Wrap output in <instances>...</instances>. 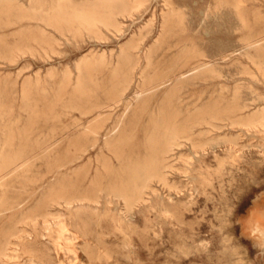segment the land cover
Here are the masks:
<instances>
[{
	"label": "rangeland",
	"instance_id": "obj_1",
	"mask_svg": "<svg viewBox=\"0 0 264 264\" xmlns=\"http://www.w3.org/2000/svg\"><path fill=\"white\" fill-rule=\"evenodd\" d=\"M61 1L0 0V264H264L254 212L264 209V0H63L69 14L56 16ZM74 9L97 24L78 23ZM141 86L151 88L125 107ZM165 153L159 180L151 170ZM131 165L143 167L137 176Z\"/></svg>",
	"mask_w": 264,
	"mask_h": 264
},
{
	"label": "bare ground",
	"instance_id": "obj_2",
	"mask_svg": "<svg viewBox=\"0 0 264 264\" xmlns=\"http://www.w3.org/2000/svg\"><path fill=\"white\" fill-rule=\"evenodd\" d=\"M12 1H13V0H12ZM19 1H20V0H19ZM254 1H255V0H254ZM22 2H24V1H22ZM36 2H37V1H36ZM48 2H49V1H48ZM78 2H79V1H78ZM80 2H81V1H80ZM84 2H85V1H84ZM97 2H98V1H97ZM222 2H223V1H222ZM219 3H221V2H219ZM223 3H224V2H223ZM229 3H230V2H229ZM251 3H252V2H251ZM103 4H105V2H104ZM183 4H184V3H183ZM236 4H237V3H236ZM3 5H4V4H3ZM56 5H57V4H56ZM72 5H73V4H72ZM185 5H186V4H185ZM189 5H190V4H189ZM210 5H212V4H210ZM210 5H209V6H210ZM222 5H223V4H222ZM224 5H225V3H224ZM255 5H256V4H255ZM18 6H19V5H18ZM180 6H181V5H180ZM180 6H179V7H180ZM182 6H183V5H182ZM207 6H208V5H207ZM212 6H213V5H212ZM214 6H215V5H214ZM220 6H221V5H220ZM231 6H232V5H231ZM234 6H235V5H234ZM234 6L232 7V9H233V8H236V7H234ZM238 6H239V4H238ZM19 7H20V6H19ZM165 7H166V6H165ZM185 7H186V6H185ZM223 7H225V6H223ZM36 8H37V7H36ZM40 8H41V7H40ZM71 8H72V7H71ZM190 8H192V7H190ZM210 8H211V7H210ZM254 8H255V7H254ZM258 8H259V6H258ZM221 9H222V8H221ZM221 9H218V10L221 11ZM229 9H230V8H229ZM31 10H32V9H31ZM51 10H52V9H51ZM70 10H71V9H70ZM174 10H175V8H174ZM202 10H203V9H202ZM179 11H180V10H179ZM187 11H188V10H187ZM220 11H219V12H220ZM225 11H226V10H225ZM236 11H237V10H236ZM29 12H30V11H29ZM167 12H168V11H167ZM175 12H178V11H175ZM230 12H231V11H230ZM50 13H51V12H50ZM53 13H54L56 16H57V15H58V16H65V15L69 14V12L67 11L66 5L64 4V1H63V0L61 1V3H60V2L58 3V5H57V7H56L55 9H53ZM84 13H85L84 11H78L77 9H74L73 11L70 12V15H73L74 17H76V18H77V19H76L77 22L80 23V24H82L83 26H86V27H87L88 25H93V24L95 25V24H97V22H98V21H97V18H94V17H93V14H92L91 12H90L88 15H86V16L84 15ZM95 13H96V12H95ZM189 13H190V12H189ZM216 13H217V10H216ZM228 13H229V12H228ZM166 14H167V13H166ZM187 14H188V13H187ZM262 14H263V13H262ZM157 15H158V14H157ZM216 15H217V14H216ZM46 16H47V15H46ZM148 16H149V15H148ZM134 17H135V16H134ZM190 17H191V16H190ZM72 18H73V17H72ZM144 18H145V17H144ZM192 18H193V17H192ZM192 18H190V20H191ZM70 19H71V18H70ZM101 19H102V18H101ZM180 20H182V19H180ZM238 20H239V19H238ZM240 20H241V19H240ZM67 21H68V20H67ZM99 21H101V20H99ZM143 21H145V19H144ZM149 21H150V20H149ZM186 21H187V19H186ZM188 21H189V20H188ZM10 22H11V21H10ZM132 22H134V21H132ZM192 22H193V21H192ZM235 22H236V21H235ZM244 22H245V21H244ZM66 23H67V22H66ZM107 23H108V22H107ZM144 23H145V22H144ZM158 23H159V22H158ZM190 23H191V22H190ZM209 23H210V22H209ZM67 24H68V23H67ZM188 24H189V23H188ZM191 24H192V23H191ZM23 25H24V24H23ZM27 25H28V24H27ZM31 25H32V24H31ZM45 25H46V24H45ZM105 25H107V24H105ZM142 25H143V24H142ZM185 25H186V24H185ZM197 25H198V24H196V26H197ZM233 25H234V24H233ZM28 26H29V25H28ZM47 26H48V25H47ZM70 26H71V25H70ZM96 26H97V25H96ZM135 26H136V25H135ZM22 27H23V26H22ZM25 27H26V26H25ZM29 27H30V26H29ZM42 27H43V26H42ZM197 27H198V26H197ZM43 28H44V27H43ZM98 28H99V27H98ZM133 28H134V27H133ZM159 28H160V27H159ZM193 28H194V25H193ZM157 29H158V27H157ZM199 29H200V28H199ZM12 30H13V29H12ZM40 30H41V29H40ZM45 30H46V29H45ZM88 30H89V29H88ZM101 30H102V29H101ZM134 30H135V29H134ZM196 30H197V29H196ZM23 31H24V30H23ZM48 31H49V30H48ZM67 31H68V30H67ZM76 31L78 32L77 29H76ZM197 31H198V30H197ZM50 32H51V31H50ZM199 32H200V31H199ZM103 33H104V32H103ZM125 33H126V32H125ZM255 33H256V32H255ZM0 34H1V33H0ZM141 34H144V33H141ZM160 34H161V33H160ZM203 34H205V33H203ZM49 36H50V35H49ZM136 36H137V34H136ZM55 37H56V36H55ZM140 37H141V36H140ZM251 37H252V36H251ZM0 38H1V37H0ZM57 38H58V37H57ZM131 38H132V37H131ZM138 38H139V37H138ZM154 38H155V37H154ZM257 38H259V37H257ZM43 39H44V38H43ZM128 39H129V38H128ZM162 39H163V38H162ZM249 39H250V38H249ZM254 39H255V38H254ZM14 40H15V39H14ZM124 40H125V39H124ZM204 40H206V39H204ZM207 41H208V40H207ZM252 41H253V39H252ZM56 42H57V41H56ZM135 42H136V41H135ZM173 42H174V41H173ZM149 43H151V42H149ZM152 43H153V42H152ZM204 43H205V42H204ZM242 43H243V42H242ZM248 43L250 44L251 41L248 42ZM244 44H245V43H244ZM148 45H149V44H148ZM154 45H155V44H154ZM154 45H153V46H154ZM33 46L35 47V45H33ZM145 46H146V45H145ZM202 46H203V44H202ZM23 47H24V46H23ZM47 47H48V46H47ZM184 48H185V47H184ZM81 50H83V49H81ZM174 50H175V49H174ZM60 51H61V50H60ZM148 51H150V49H149ZM182 51H183V50H182ZM31 52H32V51H31ZM36 52H37V51H36ZM86 52H87V51H86ZM92 52H93V51H92ZM173 52H174V51H173ZM60 53H61V52H60ZM93 53H94V52H93ZM148 53H149V52H148ZM188 53H190V52H188ZM83 54H84V53H83ZM94 54H96V53H94ZM101 54H102V53H101ZM250 54H253V53H250ZM80 55H81V54H80ZM124 55H125V54H124ZM149 55H150V54H149ZM75 56H76V55H75ZM78 56H79V55H78ZM92 56H93V55H92ZM96 56H97V55H96ZM96 56H95V58H96ZM102 56H103V55H102ZM110 56H111V55H110ZM144 56H145V55H144ZM179 56H180V54H179ZM243 56H244V55H243ZM254 56H255V55H254ZM263 56H264V55H263ZM111 57H112V56H111ZM126 57H127V56H125V58H126ZM203 57H204V56H203ZM76 58H77V57H76ZM119 58H120V57H119ZM180 58H181V57H180ZM254 58H255V57H254ZM42 59H43V58H42ZM82 59H84V58H82ZM85 59H86V58H85ZM92 59H93V58H92ZM147 59H148V58H147ZM73 60H74V59H73ZM95 60H96V59H95ZM126 60H127V59H126ZM133 60H134V59H133ZM81 61H82V60H81ZM84 61H85V60H84ZM178 61H179V60H178ZM200 61H201V60H200ZM261 61H262V60H261ZM75 62H76V59H75ZM94 62H95V61H94ZM99 62L101 63L102 60H100ZM251 62H252V61H251ZM253 62H254V61H253ZM24 63H25V62H24ZM76 63H78V62H76ZM81 63H83V62H81ZM175 63H176V61H175ZM256 63H257V62H256ZM79 64H80V63H78V64H76V65H79ZM86 64H87V63H86ZM108 64H109V63H108ZM117 64L119 65L118 67H120V64H119V63H117ZM141 64H142V63H141ZM24 65H25V64H24ZM24 65H23V67H24ZM121 65H122V64H121ZM176 65H177V64H176ZM206 65H207V64H206L205 62H201L200 64L196 65L195 67L206 66ZM213 65H214V64H212V66H213ZM216 65H217V64H216ZM216 65H215V66H216ZM45 66H46V65H45ZM129 66L131 67V65H129ZM140 66H141V65H140ZM207 66H208V65H207ZM245 66H246V65H245ZM18 67H19V66H18ZM18 67H17V68H18ZM51 67H52V66H51ZM87 67H89V66H87ZM87 67H86V68H87ZM192 67H193V66H192ZM221 67H222V66H221ZM241 67H242V66H241ZM19 68H20V67H19ZM38 68H40V67L38 66ZM45 68H46V67H45ZM77 68H78V67H77ZM121 68H122V67H121ZM146 68H147V67H146ZM200 68H201V67H200ZM247 68H248V67H247ZM26 69H28V68H26ZM41 69H42V68H41ZM88 69H90V68H88ZM118 69H120V68H118ZM138 69H139V68H138ZM171 69H172V68H171ZM171 69H170V70H171ZM215 69H216V68H215ZM34 70H36V69H34ZM34 70H33L32 72H34ZM85 70H86V69H85ZM95 70H96V69H95ZM170 70H169V71H170ZM195 70H197V69H195ZM208 70H210V69L208 68ZM249 70H250V69H249ZM263 70H264V68H263ZM10 71H11V69H10ZM36 71H37V70H36ZM53 71H55V70H53ZM60 71L62 72V70H60ZM76 71H77V70H76ZM87 71H89V70H87ZM92 71H93V70H92ZM142 71H145L144 68H143ZM192 71H193V70H192ZM213 71H214V70H213ZM246 71H247V70H246ZM32 72H31V73H32ZM114 72H115V71H114ZM140 72H141V71H140ZM164 72H165V71H164ZM206 72H207V71H206ZM240 72H241V71H240ZM242 72H244V71H242ZM14 73H15V72H14ZM29 73H30V72H29ZM42 73H44V72H42ZM66 73H67V72H66ZM71 73H72V72H71ZM80 73H81V71H80ZM80 73H79V74H80ZM86 73H87V72H86ZM91 73H92V72H91ZM111 73H112V72H111ZM118 73H120V72H118ZM207 73H208V72H207ZM210 73L212 74L213 72H211V70H210ZM215 73H216V72H215ZM252 73H253V72H252ZM9 74H10V73H9ZM49 74H50V73H49ZM54 74H55V73H54ZM56 74H57V73H56ZM82 74H83V72H82ZM138 74H139V73H138ZM148 74H149V73H148ZM151 74H152V73H151ZM173 74H174V73H173ZM185 74H188V73H185ZM196 74H198V73H196ZM200 74H201V73H200ZM205 74H206V73H205ZM217 74H218V72H217ZM24 75H25V74H24ZM39 75H40V74H39ZM51 75H52V74H51ZM60 75H61V74H60ZM67 75H68V73H67ZM74 75H75V74H74ZM114 75L116 76V74H114ZM132 75H133V74H132ZM140 75H141V74H140ZM163 75H165V74H163ZM178 75H179V74H178ZM183 75H184V74H183ZM193 75H194V74H193ZM22 76H23V75H22ZM65 76H66V74H65ZM71 76H72V75H71ZM76 76H77V75H76ZM79 76H80V75H79ZM89 76H90V75H89ZM121 76H122V75H121ZM135 76H136V75H135ZM29 77H30V76H29ZM29 77H27V78L29 79ZM31 77H32V76H31ZM50 77H51V76H50ZM55 77H56V76H55ZM55 77H54V78H55ZM69 77H70V76H69ZM85 77H86V76H85ZM90 77H91V76H90ZM94 77H95V76H94ZM123 77H124V75H123ZM194 77H195V75H194ZM206 77H207V76H206ZM209 77H211V75H210ZM209 77H207V78L209 79ZM213 77H214V76H213ZM21 78H22V77H21ZM37 78H39V76H37ZM52 78H53V77H52ZM78 78H79V77H78ZM186 78H187V77H186ZM200 78H202V77H200ZM68 79H69V78H68ZM85 79H86V78H85ZM138 79H139V78H138ZM144 79H145V78H144ZM147 79H149V78H147ZM159 79H160V78H159ZM165 79H166V77H165ZM211 79H212V77H211ZM215 79H216V78H215ZM15 80H17V78H16ZM35 80H36V79H35ZM40 80H42V79H40ZM46 80H47V79H46ZM59 80H60V79H59ZM66 80H67V79H66ZM87 80H88V79H87ZM120 80H121V79H120ZM135 80H136V79H135ZM196 80H197V79H196ZM25 81H26V78H25L24 82H25ZM47 81H48V80H47ZM60 81H61V80H60ZM60 81H59V83H60ZM88 81H89V80H88ZM92 81H93V80H92ZM139 81H140V80H139ZM155 81H156V79H155ZM155 81H154V82H155ZM169 81H170V80H169ZM169 81H168V82H169ZM21 82H23V81H21ZM37 82H38V81H37ZM85 82H86V81H85ZM140 82H141V81H140ZM194 82H195V80H194ZM208 82H209V81H208ZM213 82H214V81H213ZM33 83H34V82H33ZM46 83H49V82H46ZM80 83H81V82H80ZM93 83H94V81H93ZM119 83H120V82H119ZM130 83H131V82H130ZM134 83H135V82H134ZM201 83H202V82H201ZM204 83H205V82H204ZM211 83H212V82H211ZM221 83H223V82H221ZM221 83H220V84H221ZM41 84H42V83H41ZM41 84H40V85H41ZM64 84H66V83H64ZM77 84H78V83H77ZM83 84H84V83H83ZM85 84H86V83H85ZM112 84H113V83H112ZM127 84H128V83H127ZM152 84H153V83H152ZM154 84H155V83H154ZM165 84H166V83H165ZM194 84H196V83H194ZM197 84H198V83H197ZM197 84H196V85H197ZM209 84H210V83H209ZM19 85H20V84H19ZM48 85H49V84H48ZM56 85H57V84H56ZM71 85H72V84H71ZM89 85H90V84H89ZM97 85H98V83H97ZM163 85H164V84H163ZM225 85L227 86L226 83H224L223 86H225ZM22 86H24V85H22ZM22 86H21V88H22ZM34 86H35V85H34ZM62 86H64V85H62ZM67 86H68V85H67ZM69 86H70V84H69ZM74 86H76V85H74ZM77 86H78V85H77ZM77 86H76V87H77ZM117 86H118V85H117ZM149 86H151V85L149 84ZM149 86H148V87L141 86V87H137L136 89H134V93H133V95H132V98H130V99H128V100L126 99V101H125V102H126L125 107H127V106L130 104L131 99L140 97L141 93H142L145 89L151 88V87H149ZM185 86H186V85H185ZM208 86H209V85H208ZM45 87H46V86H45ZM49 87H51V85H50ZM89 87H90V86H89ZM89 87H88V88H89ZM125 87H126V85H125ZM129 87H130V86H129ZM218 87H219V85H218ZM16 88H17V87H16ZM16 88H15V89H16ZM19 88H20V87H19ZM19 88H18V89H19ZM23 88H25V87H23ZM23 88H22V89H23ZM26 88H27V87H26ZM36 88H37V87H36ZM38 88H39V87H38ZM64 88H65V87H64ZM68 88H69V87H68ZM85 88H86V87H85ZM85 88H84V89H85ZM88 88H87V89H88ZM108 88H109V87H108ZM118 88H119V87H118ZM178 88H179V87H178ZM222 88H223V87H221V89H222ZM225 88H227V87H225ZM235 88H236V87H235ZM15 89H14V90H15ZM28 89H29V88H28ZM54 89H55V88H54ZM76 89H77V88H76ZM76 89H75V90H76ZM89 89H90V88H89ZM221 89H220V90H221ZM223 89H224V88H223ZM223 89H222L221 91H223V93H224L225 90H223ZM232 89H233V88H232ZM20 90H21V89H20ZM23 90H24V89H23ZM43 90H44V89H43ZM49 90H50V89H49ZM52 90H53V89H52ZM63 90H65V89H63ZM107 90H108V89H107ZM110 90H111V89H110ZM126 90H127V89H126ZM183 90H184V89H183ZM210 90H211V89H209V91H210ZM29 91H30V90H29ZM68 91H69V90H68ZM78 91H80V90H78ZM116 91H118V90H116ZM124 91H125V90H124ZM173 91H174V90H173ZM192 91H193V90H192ZM228 91H229V90H228ZM228 91H227V93H228ZM12 92H13V91H12ZM27 92H28V91H27ZM53 92H54V91H53ZM84 92H85V90H84ZM103 92H104V91H103ZM113 92H114V91H113ZM167 92H168V91H166V93H167ZM182 92H183V91H182ZM201 92H202V91H201ZM210 92H212V91H210ZM235 92H236V91H235ZM15 93H16V92H15ZM29 93H30V92H29ZM39 93H40V92H39ZM71 93H72V92H71ZM81 93H82V92H81ZM101 93H102V92H101ZM101 93H100V94H101ZM106 93H108V92H106ZM110 93H111V92H110ZM121 93H122V92H121ZM124 93H125V92H124ZM173 93H174V92H173ZM175 93H176V92H175ZM178 93H179V91H178ZM184 93H185V92H184ZM198 93H199V92H198ZM203 93H204V91L202 92V94H203ZM214 93H215V92H214ZM216 93H217V91H216ZM219 93H220V92H219ZM219 93H218V95H219ZM221 93H222V92H221ZM18 94H19V93H18ZM24 94H25V93H24ZM87 94H88V93H87ZM154 94H155V93H154ZM164 94H165V93H164ZM212 94H213V93H212ZM83 95H84V94H83ZM88 95H89V94H88ZM157 95H158V94H157ZM161 95H162V94H161ZM166 95L168 96V94H166ZM174 95H175V94H174ZM222 95H223V94H222ZM224 95H225V94H224ZM232 95H233V94H232ZM232 95H231V97H233ZM16 96H17V95H16ZM26 96H27V95H26ZM31 96H33L32 93H31ZM57 96H58V95H57ZM107 96H108V95H107ZM107 96H106V97H107ZM119 96H120V95H119ZM191 96H192V95H191ZM219 96H220V95H219ZM234 96H235V94H234ZM237 96H238V95H237ZM19 97H20V96H19ZM91 97H92V96H91ZM116 97H117V96H116ZM116 97H115V98H116ZM149 97H150V96H149ZM170 97H171V96H170ZM172 97H173V96H172ZM199 97H200V96H199ZM216 97L218 98V96H216ZM259 97H260V96H259ZM45 98H46V97H45ZM77 98H78V97H77ZM81 98L83 99V97H81ZM119 98H120V97H119ZM119 98H118V99H119ZM123 98H124V97H123ZM127 98H128V97H127ZM180 98H181V97H180ZM195 98H197V96H196ZM200 98H201V97H200ZM213 98H214V97H213ZM217 98H216V99H217ZM221 98H222V97H221ZM224 98H225V97H224ZM229 98H230V97H229ZM235 98H236V97H235ZM257 98H258V97H257ZM261 98H262V97H260V99H261ZM0 99H1V98H0ZM4 99H5V98H4ZM18 99H19V98H18ZM18 99H17V100H18ZM32 99H33V98H32ZM43 99H44V98H43ZM84 99H85V98H84ZM118 99H117V100H118ZM164 99H165V98H164ZM166 99H168V98H166ZM166 99H165V100H166ZM171 99H172V98H171ZM181 99H182V98H181ZM183 99H184V100H187V99H189V98L187 97V99H185V98H183ZM233 99H234V97H233L231 100H233ZM37 100H38V99H37ZM100 100H101V99H100ZM114 100H115V99H114ZM196 100H197V99H196ZM214 100H215V99H214ZM218 100H219V99H218ZM231 100H230V101H231ZM42 101H44V100H42ZM63 101H64V99H63ZM155 101H156V100H155ZM161 101H162V100H161ZM161 101H160V102H161ZM168 101H170V100H168ZM206 101H207V100H206ZM215 101H216V100H215ZM235 101H237V100H235ZM235 101H234V103H235ZM10 102H11V101H10ZM36 102H37V101H36ZM47 102H49V101H47ZM52 102H53V101H52ZM92 102H93V101H92ZM123 102H124V101H123ZM148 102H149V101H148ZM171 102H172V100H171ZM189 102H190V101H189ZM195 102H196V101H195ZM195 102H194V103H195ZM201 102H203V101H201ZM208 102H209V101H208ZM208 102H207V103H208ZM220 102H221V101H220ZM225 102H227V101H225ZM237 102H238V101H237ZM18 103H19V101H18ZM40 103H42V102H40ZM50 103H51V102H50ZM98 103H99V102H98ZM98 103H97V104H98ZM162 103H163V102H162ZM180 103H181V101H180ZM192 103H193V102H192ZM192 103H191V104H192ZM207 103H206V104H207ZM212 103H213V99H212ZM5 104H6V102H5ZM89 104H92V103H89ZM99 104H101V103H99ZM154 104H155V102H154ZM157 104H158V103H157ZM191 104H189V105H191ZM200 104H201V103H200ZM200 104L197 105L198 108L201 106ZM235 104H236V103H235ZM237 104H238V103H237ZM237 104H236V105H237ZM33 105H34V104H33ZM63 105H64V104H63ZM186 105H188V104H186ZM199 105H200V106H199ZM208 105H210V103H209ZM238 105H239V104H238ZM238 105H237V106H238ZM16 106H17V104H16ZM38 106H39V105H38ZM58 106H59V105H58ZM66 106H67V105H66ZM92 106H93V105H92ZM106 106H107V105H106ZM108 106H109V104H108ZM114 106H115V105H114ZM130 106H131V105H130ZM141 106H142V105H141ZM157 106H158V105H157ZM157 106H156V107H157ZM160 106H161V105H160ZM232 106H233V103H232ZM232 106H231V107H232ZM262 106H263V105H261V107H262ZM33 107H34V106H33ZM63 107H64V106H63ZM73 107H74V106H73ZM122 107H123V106H122ZM143 107H144V106H143ZM164 107H165V106H164ZM180 107H181V106H180ZM206 107H207V105H206ZM233 107H234V106H233ZM47 108H48V105H47ZM80 108H81V107H80ZM84 108H85V107H84ZM90 108H91V107H90ZM162 108H163V107L161 106L159 109H162ZM165 108H166V107H165ZM183 108H187V107H186V106H185V107L183 106ZM194 108H195V107H194ZM211 108H212V107H211ZM219 108H221V107H219ZM219 108H218V109H219ZM234 108H235V107H234ZM11 109H12V108H11ZM15 109H16V108H15ZM15 109H14V111H15ZM19 109H20V108H19ZM43 109H44V107H43ZM68 109H69V108H68ZM88 109H89V108H88ZM114 109H115V108H114ZM140 109H141V108H140ZM151 109H152V108H151ZM157 109H158V107H157ZM195 109H196V108H195ZM201 109H202V107H201ZM221 109L223 110V108H221ZM238 109H239V108H238ZM238 109H237V110H238ZM240 109L242 110V108H240ZM243 109H244V107H243ZM45 110H46V109H45ZM76 110H77V109H76ZM170 110H171V109H169V111H170ZM182 110H183V109H182ZM196 110H197V109H196ZM202 110H203V109H202ZM204 110H206V109L204 108ZM204 110H203V111H204ZM231 110H232V108L230 109V111H231ZM54 111H55V110H54ZM59 111H60V110H59ZM120 111H121V110H120ZM123 111H124V110H123ZM149 111H150V110H149ZM158 111H159V110H158ZM162 111H163V110H162ZM176 111H177V110H176ZM197 111H198V110H197ZM197 111H196V112H197ZM203 111H202V112H203ZM217 111H218V110H217ZM227 111H229V110H226V112H227ZM4 112H5V111H4ZM35 112H36V111H35ZM67 112H68V111H67ZM76 112H77V111H76ZM112 112H114V111H112ZM144 112H145V111H144ZM151 112H152V111H151ZM171 112H172V111H171ZM171 112H170V113H171ZM189 112H190V111H189ZM189 112H188V113H189ZM202 112H200V114H201ZM236 112H237V111H236ZM32 113H33V112H32ZM149 113H150V112H149ZM149 113H148V114H149ZM167 113L170 114L169 112H167ZM174 113H175V112H174ZM177 113H178V112H177ZM180 113H182V112H180ZM190 113H191V112H190ZM209 113H210V112H209ZM221 113H222V112H221ZM228 113H229V112H227V114H228ZM232 113H233V112H232ZM19 114H20V112H19ZM33 114H34V113H33ZM79 114H80V113H79ZM81 114H82V113H81ZM96 114H97V113H96ZM151 114H152V113H151ZM155 114H156V113H155ZM160 114H163V113H160ZM194 114H195V111H194ZM203 114H204V113H203ZM207 114H208V113H207ZM229 114H230V113H229ZM262 114H263V113H262ZM20 115H21V114H20ZM114 115H115V114H114ZM116 115H117V113H116ZM197 115H198V114H197ZM230 115H231V114H230ZM252 115H254V114H252ZM36 116H37V115H36ZM43 116H44V115H43ZM61 116H62V115H61ZM64 116H65V115H64ZM132 116H133V115H132ZM156 116H157V114H156ZM158 116H159V114H158ZM169 116H170V115H169ZM169 116H168V118H169L170 120H171V117H174V116H170V117H169ZM210 116H211V115H210ZM226 116H228V115H226ZM257 116H258V115H257ZM39 117H40V116H39ZM77 117H78V115H77ZM93 117H95V116H93ZM96 117H97V115H96ZM135 117H136V116H135ZM147 117H148V116H147ZM161 117H162V116H161ZM166 117H167V116H166ZM192 117H193V115H192ZM215 117H216V116H215ZM219 117H221V116H219ZM36 118H37V117H36ZM43 118H44V117H43ZM130 118H131V117H130ZM150 118H151V117H150ZM156 118H157V117H156ZM162 118H164V117H162ZM168 118H166V122H165V123L170 124V123L167 122V119H168ZM175 118H176V117H175ZM188 118H189V117H188ZM195 118H196V117H195ZM195 118H194V119H195ZM213 118H214V117H213ZM232 118H233V117H232ZM246 118H247V117H246ZM53 119H54V118H53ZM87 119H88V118H87ZM115 119H116V118H115ZM138 119H140V118H138ZM151 119H152V118H151ZM176 119H177V118H176ZM179 119H180V118H179ZM200 119H201V118H200ZM71 120H72V119H71ZM82 120H84V119H82ZM94 120H95V119H94ZM170 120H169V121H170ZM172 120H173V119H172ZM241 120H242V118H241ZM245 120H246V119H245ZM248 120H249V119H248ZM68 121H69V120H68ZM73 121H74V120H73ZM92 121H93V120H92ZM120 121H121V120H119V122H120ZM139 121H140V120H139ZM157 121H158V119H157ZM159 121H162V119L160 118ZM159 121H158V122H159ZM177 121H179V120H177ZM177 121H175V119H174V122H173V123H175V122H177ZM15 122H16V121H15ZM90 122H91V121H90ZM123 122H124V121H123ZM128 122H129V121H128ZM183 122H184V121H183ZM187 122H188V121H187ZM37 123H38V122H37ZM61 123H62V121H61ZM120 123H121V122H120ZM137 123H138V121H137ZM150 123H151V122H150ZM154 123H155V121H154ZM154 123H153V124H154ZM162 123H163V124H162ZM162 123H161V124H162V126H163V125H164V121H162ZM180 123H181V121H180ZM55 124H56V123H55ZM91 124H92V123H91ZM91 124H90V125H91ZM144 124H145V123H144ZM155 124L157 125V123H155ZM167 124H166V125H167ZM178 124H179V122H178ZM208 124H209V123H208ZM210 124H211V123H210ZM250 124H252V123H250ZM258 124H259V122H258ZM69 125H70V124H69ZM69 125H68V126H69ZM71 125H72V123H71ZM99 125H100V123H99ZM117 125H118V123H117ZM137 125H138V124H137ZM166 125H165V129H166ZM173 125H174V124H173ZM194 125H195V124H194ZM218 125H219V124H218ZM4 126H5V125H4ZM53 126H54V125H53ZM91 126H92V125H91ZM101 126H102V125H101ZM151 126H152V124H151ZM168 126H169V125H167V127H168ZM171 126H172V125H171ZM176 126H177V125H176ZM186 126H187V125H186ZM197 126H198V125H197ZM220 126H221V125H220ZM8 127H9V126H8ZM76 127H77V125H76ZM117 127H118V126H117ZM177 127H179V126H177ZM181 127H182V126H181ZM211 127H212V126H211ZM6 128H7V127H6ZM27 128H28V127H27ZM72 128H74V127H72ZM90 128H91V127H90ZM93 128H94V127H93ZM97 128H98V127H97ZM146 128H147V127H146ZM161 128H162V127H161ZM170 128H172V127H170ZM174 128H175V127H174ZM174 128H172V129H174ZM182 128H184V127H182ZM185 128H186V127H185ZM191 128H192V127H190V129H191ZM85 129H87V127H86ZM120 129H121V127H120ZM151 129H153V127H151ZM172 129H171V130H172ZM175 129H176V128H175ZM187 129H188V128H187ZM215 129H216V128H215ZM38 130H39V128H38ZM50 130H51V129H50ZM56 130H57V129H56ZM80 130H81V129H80ZM87 130H89V127H88ZM91 130H92V129H91ZM97 130H98V129H97ZM106 130H109V129L106 128ZM134 130H135V129H134ZM155 130H157V129H155ZM182 130L184 131V129H182ZM182 130H181V132H182ZM194 130H195V128H194ZM204 130H205V129H204ZM207 130H208V129H207ZM29 131H30V130H29ZM33 131H34V130H33ZM78 131H79V130H78ZM82 131H83V130H82ZM144 131H145V130H144ZM153 131H154V130H152V132H153ZM159 131H160V130H159ZM162 131H163V130H162ZM168 131H170V130H168ZM172 131H173V130H172ZM187 131H188V130H187ZM200 131H201V130H200ZM202 131H203V130H202ZM53 132H55V130H54ZM85 132H86V131H85ZM111 132H112V131H111ZM117 132H118V130H117ZM121 132H122V131H121ZM154 132H156V131H154ZM174 132H175V131H174ZM177 132H179V133H176V136H178V134H180V130H178ZM191 132H192V130H191ZM191 132H189V133H191ZM203 132H204V131H203ZM203 132H202V133H203ZM206 132H208V131H206ZM30 133H31V132H30ZM48 133H49V132H48ZM50 133H51V132H50ZM87 133H88V132H87ZM93 133H94V132H93ZM102 133H103V132H102ZM102 133H101V134H102ZM149 133H150V132H148V134H149ZM157 133H158V131H157L155 134H157ZM160 133H162V132H160ZM184 133H185V131H184ZM224 133H225V132H224ZM230 133H231V132H230ZM56 134H57V133H56ZM61 134H62V133H61ZM115 134H116V132H115ZM171 134H172V133H171ZM182 134H183V133H182ZM182 134H181V135H182ZM234 134H236V133H234ZM30 135H31V134H29V136H30ZM92 135H93V134H92ZM98 135H99V134H98ZM98 135H97V136H98ZM150 135H151V134H150ZM153 135H154V134H153ZM196 135H198V134H196ZM54 136H55V135H54ZM78 136H79V135H78ZM104 136H105V135H104ZM132 136H133V135H132ZM157 136H158V135H157ZM168 136H169V135H168ZM173 136H174V135L172 134V137H173ZM186 136H187V135H186ZM194 136H195V135H194ZM221 136H222V135H220V137H221ZM226 136H227V135H226ZM12 137H13V136H12ZM108 137H109V136H108ZM115 137H116V136H115ZM181 137H182V136H181ZM190 137H191V134H190ZM190 137H189V138H190ZM212 137H213V136H212ZM232 137H233V136H232ZM6 138H7V136H6ZM87 138H88V137H87ZM106 138H107V137H106ZM111 138H112V135H111ZM117 138H118V136H117ZM147 138H148V135H147ZM147 138H146V139H147ZM151 138H152V137H151ZM170 138H171V137H170ZM173 138H174V137H173ZM177 138H178V137H177ZM184 138H185V137H184ZM184 138H183V139H184ZM189 138H187V139H189ZM210 138H211V137H210ZM2 139H3V138H2ZM12 139H13V138H12ZM21 139H22V138H21ZM36 139H37V137H36ZM36 139H35V140H36ZM50 139H51V137H50ZM56 139H57V138H56ZM68 139H69V138H68ZM107 139H108V138H107ZM122 139H123V137H122ZM153 139H154V137H153ZM155 139H156V138H155ZM155 139H154V140H155ZM166 139H167V138H166ZM175 139H176V138H174V140H175ZM190 139H191V138H190ZM216 139H217V138H216ZM216 139H215V140H216ZM221 139H222V138H221ZM223 139H225V138H223ZM95 140H96V138H95ZM100 140H102V139H100ZM108 140H109V139H108ZM113 140H114V138H113ZM113 140H112V142H113ZM149 140L151 141V139H149ZM154 140H152V141H154ZM207 140H208V139H206V141H207ZM219 140H220V139H219ZM0 141H1V140H0ZM6 141H7V140H6ZM24 141H25V140H24ZM93 141H94V140H93ZM96 141H97V140H96ZM116 141H117V140H116ZM129 141H130V140H129ZM147 141H148V140H147ZM147 141H146V142H147ZM152 141H151V142L148 141L149 144H150V143L152 144V143H153ZM196 141H197V140H196ZM228 141H229V140H228ZM100 142H101V141H100ZM104 142H105V141H104ZM110 142H111V141H110ZM118 142H120V141L118 140ZM125 142H126V141H125ZM158 142H160V141H158ZM158 142L156 141L155 143L158 144ZM171 142H173L174 144H177V145H181V144H179V141H175V142H174V141H171ZM171 142L169 143L170 145H171ZM199 142H200V141H199ZM204 142H205V141H204ZM204 142H203V143H204ZM212 142H213V141H212ZM212 142H211V143H212ZM35 143H36V142H35ZM45 143H46V142H45ZM49 143H51V142H49ZM66 143H67V142H66ZM96 143H98V142H95V144H96ZM161 143H162V142H161ZM173 143H172V144H173ZM181 143H182V142H181ZM183 143H184V142H183ZM190 143H191V144H194L191 140H190ZM195 143H196V142H195ZM205 143H206V142H205ZM211 143H209V144H211ZM262 143H263V142H262ZM25 144H26V143H25ZM93 144H94V143H93ZM115 144H116V143H115ZM147 144H148V143H147ZM164 144H165V143H164ZM209 144H208V145H209ZM2 145H4V144L2 143ZM27 145H28V144H27ZM103 145H104V143H103ZM106 145H107V144H106ZM106 145H105V146H106ZM153 145H154V143H153ZM153 145H152V147H153ZM155 145H156V144H155ZM205 145H207V144H205ZM208 145H207V146H208ZM235 145H236V144H235ZM0 146H1V145H0ZM7 146H8V145H7ZM12 146H13V145H12ZM16 146H17V145H16ZM20 146H21V145H20ZM23 146H24V145H23ZM43 146H44V145H43ZM52 146H53V145H52ZM115 146H116V145H115ZM144 146H145V144H144ZM148 146H149V145H148ZM148 146H146V148H147ZM166 146H167V145H166ZM191 146H192V145H191ZM210 146H211V145H210ZM44 147H45V146H44ZM55 147H56V146H55ZM101 147H102V146H101ZM118 147H119V146H118ZM135 147H136V145H135ZM150 147H151V146H150ZM152 147H151V148H152ZM160 147H161V146H160ZM169 147H170V146H169ZM173 147H174V146H173ZM199 147H200V146H199ZM201 147H203V146H201ZM235 147H236V146H235ZM27 148H28V147H27ZM31 148H32V147H31ZM96 148H97V147H96ZM106 148H107V147H106ZM109 148H112V146L109 147ZM115 148H116V147H115ZM142 148H143V147H142ZM148 148H149V147H148ZM154 148H155V147H154ZM0 149H1V148H0ZM49 149H50V148H49ZM83 149H84V148H83ZM90 149H91V148H90ZM113 149H114V148H113ZM116 149H117V148H116ZM152 149H153V148H152ZM162 149H164V148L162 147ZM165 149H166V148H165ZM194 149H195V148H194ZM201 149H202V148H201ZM29 150H30V149H29ZM101 150H102V149H101ZM148 150H149V149H148ZM154 150H155V149H154ZM160 150H161V149H160ZM17 151H18V150H17ZM19 151H21V150H19ZM97 151H99V149H98ZM110 151H111V149H110ZM142 151H143V150H142ZM150 151H151V150H150ZM150 151L148 152V155L151 154ZM168 151H169V150H164V152H166V153H167ZM172 151H173V150H172ZM172 151H170V152H172ZM81 152H82V151H81ZM87 152H88V151H87ZM103 152H104V151H103ZM106 152H108V149H107ZM144 152H145V149H144ZM164 152H163V153H164ZM19 153H20V152H19ZM56 153H57V152H56ZM56 153H55V155H56ZM58 153H59V152H58ZM58 153H57V154H58ZM96 153H97V152H96ZM110 153H112V152H110ZM120 153H121V152H120ZM123 153L125 154V150H124ZM134 153H135V154H136V153L138 154L137 151L134 152ZM152 153H153V152H152ZM166 153H165L164 155L162 154V156L159 158V160L156 161V162H158V163H156V167H155V169H154V170H151V171H153V174H156V176L158 177L157 179H159V180H165V168L168 167L167 162L169 161V160H167L168 158H166ZM0 154H1V153H0ZM23 154H24V153H23ZM99 154H100V153H99ZM115 154H116V152H115ZM132 154H133V152H132ZM135 154H134V155H135ZM144 154H145V153H144ZM159 154H160V153H159ZM1 155H2V154H1ZM19 155H20V154H19ZM48 155H49V154H48ZM53 155H54V154H53ZM88 155H90V154H88ZM109 155H110V154H109ZM122 155H123V154H122ZM156 155H157V154H156ZM156 155H155V157H153V158H156ZM160 155H161V154H160ZM179 155H181V154H179ZM6 156H7V155H6ZM30 156H31V155H30ZM57 156H58V155H57ZM95 156L97 157L96 154H95ZM114 156H115V155H114ZM118 156L120 157L119 152H118ZM125 156H126V155H125ZM125 156H121V159H123V157H125ZM135 156H136V155H135ZM137 156H138V155H137ZM143 156H144V155H143ZM145 156H146V155H145ZM1 157H2V156H1ZM14 157H15V156H14ZM50 157H51V156H50ZM81 157H82V156H81ZM98 157H99V156H98ZM98 157H97V158H98ZM100 157H102V156H100ZM106 157H107V156H106ZM116 157H117V156H116ZM129 157H130V156H129ZM147 157H148V156H147ZM151 157H152V154H151ZM6 158H7V157H6ZM27 158H28V157H27ZM47 158H48V157H47ZM76 158H77V157H76ZM88 158H90V156H89ZM108 158H109V157H108ZM113 158L115 159V157H113ZM113 158H112V160H113ZM126 158H127V157H126ZM130 158H132V157H130ZM136 158H137V157H136ZM149 158H150V156H149ZM55 159H58V158L56 157ZM55 159H54V160H55ZM79 159H80V158H79ZM79 159H78V160H79ZM86 159H87V158H86ZM92 159H93V158H92ZM103 159H104V158H103ZM150 159H152V158H150ZM169 159H170V157H169ZM18 160H20V159H18ZM116 160H117V159H116ZM129 160H130V159H129ZM133 160H134V159H133ZM153 160H154V159H153ZM16 161H17V160H16ZM16 161H15V162H16ZM21 161H22V160H21ZM71 161H72V160H71ZM85 161H86V160H85ZM87 161H88V160H87ZM94 161H95V160H94ZM103 161H104V160H103ZM109 161H110V160H109ZM134 161H135V160H134ZM144 161H145V160H143V162H144ZM146 161H147V160H146ZM154 161H155V160H154ZM3 162H4V161H3ZM7 162H8V161H7ZM46 162H47V161H46ZM54 162L57 163V161H54ZM62 162H63V161H62ZM96 162H97V160H96ZM117 162H118V160H117ZM125 162H127V160H126ZM125 162H124V160H123L124 165H125ZM132 162H133V161H132ZM149 162H150V160H149ZM149 162H148V163H149ZM20 163H21V162H20ZM30 163H32V162H30ZM52 163H53V162H52ZM90 163H91V162H90ZM133 163H134V162H133ZM135 163L137 164V162H135ZM138 163H139V161H138ZM235 163H236V162H235ZM106 164H107V163H106ZM126 164H127V163H126ZM144 164H145V162H144ZM144 164H142V165L144 166ZM26 165H27V163H26ZM28 165H30V164L28 163ZM79 165H80V164H79ZM82 165H83V164H82ZM96 165H97V164H96ZM124 165H122V168L124 167ZM137 165H138V164H137ZM150 165H152V164L150 163ZM171 165H172V164H171ZM43 166H44V165H43ZM62 166H63V165H62ZM97 166H98V165H97ZM104 166H105V165H104ZM125 166H127V168H128V165H125ZM134 166H135V165H134ZM147 166H148V165H147ZM153 166H154V165H153ZM1 167H2V165H1ZM34 167H35V166H34ZM76 167H78V166H76ZM80 167H81V166H80ZM80 167H79L78 169L75 168V169H77L76 171H79V169H80V170L83 169L84 166H83L82 168H80ZM107 167H108V166H106V168H107ZM130 167L132 168V165H131ZM169 167H171V166H169ZM22 168H23V166H22ZM47 168H48V167H47ZM59 168H60V167H59ZM118 168H119V167H118ZM125 168H126V167H125ZM142 168H143L142 166H135V167H133V168H132V174H131V176H133L134 174L136 175L135 172L139 171V170L142 169ZM153 168H154V167H153ZM153 168H151V169H153ZM115 169H116V168H115ZM145 169H146V167H145ZM2 170H3V169H2ZM10 170H11V169H10ZM29 170H30V169H29ZM43 170H44V169H43ZM49 170H50V169H49ZM56 170H58V168H57ZM105 170H106V169H105ZM107 170H108V169H107ZM118 170H120V169H118ZM123 170H125V169H123ZM146 170L148 171V169H146ZM14 171H15V170H14ZM46 171H47V170H46ZM115 171H117V170H115ZM121 171H122V170H121ZM129 171H130V170L128 169V172H129ZM147 171H146V172H147ZM25 172H29V171H25ZM56 172H57V171H56ZM71 172H72V170H71ZM130 172H131V171H130ZM22 173H23V172H22ZM43 173H44V172H43ZM59 173H61V172H59ZM59 173H58V174H59ZM74 173H75V172H74ZM114 173H115V172H114ZM148 173H150V170L148 171ZM151 173H152V172H151ZM40 174H41V173H40ZM51 174H52V173H51ZM75 174H76V173H75ZM120 174H121V173H120ZM138 174H139V173H138ZM153 174H152V175H153ZM0 175H1V174H0ZM26 175H27V174H26ZM101 175H102V173H101ZM112 175H113V174H112ZM116 175H117V177H118V173H116ZM142 175H143V174H142ZM8 176H9V175H8ZM20 176H21V175H20ZM32 176H33V174H32ZM63 176H64V175H63ZM71 176H72V175H71ZM86 176H88L87 173H86ZM86 176H85V177H86ZM97 176H98V175H97ZM97 176H96V178H97ZM104 176H105V174H104ZM114 176H115V175H114ZM124 176H125V175H124ZM124 176H123V177H124ZM131 176H130V177H131ZM136 176H137V175H136ZM150 176H151V175H150ZM154 176H155V175H154ZM154 176H151V177H154ZM26 177H27V176H26ZM36 177H37V176H36ZM41 177H43V176H41ZM44 177H46V176L44 175ZM94 177H95V176H94ZM105 177H106V176H105ZM120 177H122V176L120 175ZM123 177H122V178H123ZM127 177H128V176H127ZM130 177L128 178V182H126V184H127V183H129V184L131 183V181H129ZM138 177H139V175H138ZM140 177H144V175H143V176H140ZM10 178H11V177H10ZM24 178H25V177H24ZM50 178H51V177H50ZM66 178H67V177H66ZM112 178H113V177H112ZM122 178H121V179H122ZM13 179H14V178H13ZM33 179H34V178H33ZM36 179H37V178H36ZM36 179H35V180H36ZM39 179H40V178H39ZM42 179H44V178H42ZM61 179L63 180V177H62ZM72 179H73V177H72ZM75 179H76V178H75ZM105 179H106V178H105ZM105 179H104V180H105ZM115 179H117V178H115ZM123 179H125V178H123ZM123 179H122V180H123ZM136 179H137V178H136ZM136 179H135V180H136ZM3 180H4V179H3ZM11 180H12V179H11ZM17 180H18V179H17ZM48 180H49V179H48ZM59 180H60V179H58V181H59ZM68 180H69V178H68ZM89 180H90V179H89ZM92 180H93V178H92ZM113 180H114V179H113ZM126 180H127V178H126ZM135 180H134V181H135ZM138 180H139V178H138ZM140 180H143V179L140 178ZM147 180H148V178H147ZM13 181H16V180L14 179ZM33 181H34V180H33ZM40 181H41V180H40ZM85 181H86V180H85ZM115 181L117 182V181H119V179H118V180H115ZM115 181H114V182H115ZM120 181H121V180H120ZM120 181H119V184H120ZM134 181L132 180L133 183H134ZM144 181H146V179H145ZM149 181H150V180H149ZM166 181H167V180H166ZM16 182H17V181H16ZM63 182H64V180H63ZM76 182H77V181H76ZM94 182H95V181H93V183H94ZM98 182H99V181H98ZM114 182H112V183L114 184ZM116 182H115V183H116ZM139 182H141V181H139ZM139 182H138V183H139ZM151 182H152V181H151ZM161 182H162V181H161ZM164 182H165V181H164ZM3 183H4V182H3ZM14 183H15V182H14ZM45 183H46V182H45ZM45 183H44V184H45ZM61 183H62V182H61ZM73 183H74V182H73ZM89 183H90V182H89ZM96 183H97V182H96ZM124 183H125V182H124ZM133 183L131 184V187H132ZM142 183H143V182H141V185H142ZM148 183H149V182H148ZM56 184H57V183H56ZM59 184H60V183H59ZM79 184H80V183H79ZM86 184H87V183H86ZM117 184H118V183H117ZM129 184H128V185H129ZM163 184H164V183H163ZM7 185H8V184H7ZM11 185H12V184H11ZM62 185H63V183H62ZM62 185L60 184V186H62ZM66 185H67V184H66ZM66 185H65V186H66ZM76 185H77V184H76ZM120 185H122V184H120ZM128 185H127V186H128ZM134 185H135V183H134ZM136 185H137V184H136ZM141 185H140V187H141ZM143 185H144V184H143ZM167 185H168V184H167ZM40 186H41V185H40ZM48 186H49V185H48ZM52 186H53V185H52ZM63 186H64V185H63ZM70 186H71V185H70ZM89 186H90V185H89ZM0 187H1V186H0ZM53 187H54V186H53ZM66 187H67V186H66ZM81 187H82V186H81ZM81 187H80V188H81ZM91 187H92V186H91ZM119 187H120V186H118V188H119ZM122 187H123V186H121V188H122ZM135 187H136V186H135ZM145 187H147V186L145 185ZM12 188H13V187H12ZM43 188H45V187H43ZM51 188H52V187H51ZM64 188H65V187H64ZM64 188L62 187V189H64ZM75 188H76V187H75ZM77 188H78V187H77ZM84 188H85V186L83 187V190L86 189V188H85V189H84ZM98 188H100V187H98ZM127 188H128V187H126V189H127ZM136 188H138V187H136ZM143 188H144V187H143ZM148 188H149V187H148ZM4 189H5V191H6V187H5ZM14 189H15V188H14ZM38 189H39V188H38ZM93 189H94V188H93ZM96 189H97V187L95 188V190H96ZM112 189H113V188H112ZM112 189H111V190H112ZM114 189H115V188H114ZM126 189H124V190H126ZM144 189H145V188H144ZM155 189H156V188H155ZM2 190H3V189H2ZM16 190H17V188H16ZM29 190H30V189H29ZM83 190H81L82 192L80 191V193H83ZM89 190H90V189H89ZM95 190H94V191H95ZM99 190H100V189H99ZM108 190H109V189H108ZM127 190H128V189H127ZM127 190H126V191H127ZM130 190H132V189H130ZM37 191H38V190H37ZM50 191H51V190H50ZM52 191H53V190H52ZM57 191H58V190H57ZM61 191H62V190H61ZM70 191H71V190H70ZM77 191H78V190H77ZM85 191H86V190H85ZM96 191H98V189H97ZM96 191H95V192H96ZM102 191H103V190H102V188H101V192H102ZM116 191L118 192V189H117ZM119 191H120V189H119ZM128 191H129V190H128ZM133 191H134V190H133ZM137 191L139 192V190H137ZM14 192H15V191H14ZM35 192H36V191H35ZM99 192H100V191H99ZM101 192H100V193H101ZM109 192H110V191H109ZM122 192H123V191H122ZM131 192H132V191H131ZM141 192H142V191H141ZM154 192H155V191H154ZM0 193H2V192H0ZM48 193H49V192H48ZM62 193H63V192H62ZM72 193H73V192H72ZM78 193H79V192H78ZM90 193H91V192H90ZM113 193L115 194L116 192H114V190H113ZM126 193H127V192H125V195H124L125 197H126ZM132 193H133V192H132ZM132 193H129V194L132 195ZM134 193H135V192H134ZM3 194H4V193H3ZM34 194H35V193H34ZM52 194H53V193H52ZM59 194H60V193H59ZM83 194H84V193H83ZM85 194H88V193H85ZM123 194H124V193H123ZM39 195H40V193H39ZM56 195H57V194H56ZM98 195H99V194H98ZM98 195H97V196H98ZM117 195H118V194H117ZM130 195H128V196H130ZM2 196H3V195H2ZM76 196H77V195H76ZM80 196L82 197V195H80ZM80 196H79V197H80ZM83 196H84V195H83ZM85 196H86V195H85ZM88 196H89V195H88ZM94 196L96 197V195H94ZM115 196H116V195H115ZM120 196H121V195H120ZM124 196H123V197H124ZM132 196H133V195H132ZM50 197H51V196H50ZM55 197H56V196H55ZM60 197H61V196H60ZM62 197H65V196H62ZM62 197H61V198H62ZM86 197H87V196H86ZM130 197H131V196H130ZM3 198H5V197H3ZM29 198H31V197L29 196ZM38 198H39V196H38ZM46 198H48V197H46ZM68 198H69V197H68ZM84 198H85V197H84ZM89 198H90V196H89ZM119 198H120V197H119ZM119 198H118V199H119ZM131 198H132V197H131ZM8 199H9V198H8ZM14 199H15V198H14ZM17 199H18V198H17ZM64 199H65V198H64ZM80 199H81V198H80ZM91 199H92V198H91ZM121 199H122V197H121ZM123 199H124V198H123ZM133 199H134V198H133ZM140 199H142L141 196H140V195H136L134 200H135V202H136V201H138V200H140ZM25 200H26V199H25ZM27 200H28V199H27ZM37 201H38V200H37ZM69 201H70V200H69ZM129 201H130V200H129ZM41 202H42V201H41ZM123 202H124V201H123ZM1 203H2V202H1ZM5 203H6V202H5ZM19 203H20V202H19ZM19 203H18V204H19ZM44 203H45V202H44ZM57 203H59V202H57ZM130 203H131V201H130ZM21 204H22V203H21ZM31 204H32V203H31ZM134 204H135V203H134ZM4 205H5V204H4ZM50 205H52V204H50ZM125 205H126V204H125ZM7 206H8V205H7ZM126 206H127V205H126ZM133 206H134V205H133ZM0 207H1V206H0ZM16 207H17V206H16ZM16 207H14V208H16ZM136 207H137V206H136ZM9 208H10V207H9ZM27 208H28V207H27ZM46 208H47V207H46ZM81 208H82V207H81ZM127 208H128V207H127ZM7 209H8V208H7ZM12 209H13V208H12ZM5 210H6V209H5ZM10 210H11V209H10ZM47 210H48V209H47ZM64 210H65V209H64ZM78 210H79V209H78ZM96 210H97V209H96ZM6 211H9V210H6ZM24 211H25V209H24ZM45 211H46V210H45ZM252 211H253V210H252ZM26 212H27V211H26ZM34 212H35V215H36V211H35V210H34ZM39 212H40V211H39ZM50 212H51V211H50ZM254 212H255L256 215H257V216H256L257 219H256V221H255V229L258 230L261 234L264 235V209H262V210H260V209H258V210L255 209ZM10 213H11V212H10ZM55 213H56V211H55ZM32 214H33V213H32ZM39 214H40V213H39ZM39 214H38V215H39ZM51 214H52V213H51ZM15 215H16V214H15ZM87 215H88V214H87ZM254 215H255V214H254ZM6 216H7V215H6ZM56 216H57V215H56ZM249 217H250V215H249ZM256 217H255V218H256ZM34 218H35V217H34ZM26 219H27V218H26ZM18 220H19V219H18ZM16 221H17V219H16ZM34 221H35V220H34ZM17 222H18V221H17ZM17 222H16V223H17ZM83 222H84V221H83ZM39 223H40V222H39ZM250 223H251V221H250ZM1 224H2V223H1ZM10 224H11V223H10ZM12 225H14V224H12ZM253 225H254V224H253ZM3 226H4V225H3ZM64 226H65V225H64ZM76 226H77V225H76ZM8 227H9V226H8ZM93 227H94V226H93ZM16 228H17V227H16ZM16 228H15V229H16ZM61 228H62V227H61ZM66 228H67V227H65V229H66ZM251 228H252V227H251ZM12 229H14V228H12ZM16 230H18V229H16ZM20 230H21V228H20ZM67 230H68V229H67ZM14 231H15V230H14ZM93 231H94V230H93ZM252 231H253V230H252ZM60 232H61V235H65V234L63 233V231L60 230ZM81 232H82V231H81ZM71 233H72V232H71ZM74 233H75V232H74ZM252 233H253V232H252ZM4 234H5V233H4ZM28 235H29V234H28ZM9 236H10V235H9ZM64 237H65V236H64ZM1 238H2V237H1ZM75 238H76V237H75ZM76 239H78V238H76ZM60 240H61V239H60ZM66 240H67V239H66ZM86 240H87V239H86ZM83 241H84V239H83ZM39 243H40V242H39ZM7 244H8V243H7ZM12 244H13V243H12ZM80 245H81V244H80ZM49 246H50V245H49ZM62 246H63V245H62ZM2 247H3V246H2ZM222 247H223V246H222ZM30 248H31V247H30ZM9 250H10V249H9ZM29 250H30V249H29ZM67 251H68V250H67ZM67 251H66V252H67ZM55 252H56V251H55ZM63 252H64V251H63ZM0 253H1V252H0ZM2 253H4V252H2ZM56 253H57V252H56ZM56 253H55V254H56ZM61 253H62V252H61ZM62 254H63V253H62ZM96 254H97V253H96ZM57 255H58V254H57ZM53 256H54V255H53ZM16 257H17V256H16ZM14 258H15V257H14ZM127 258H128V257H127ZM17 259H18V258H17ZM33 259H34V258H33ZM69 259H70V258H69ZM39 260H40V259H39ZM58 260H59V259H58ZM42 261H43V260H42ZM42 261H41V262H42ZM43 263H44V262H43ZM92 263H94V262H92ZM71 264H72V263H71ZM90 264H91V263H90ZM97 264H98V263H97ZM99 264H100V263H99Z\"/></svg>",
	"mask_w": 264,
	"mask_h": 264
}]
</instances>
